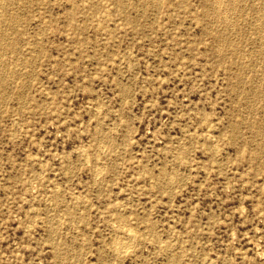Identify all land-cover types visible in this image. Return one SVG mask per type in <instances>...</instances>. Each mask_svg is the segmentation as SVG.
I'll return each instance as SVG.
<instances>
[{
    "label": "rangeland",
    "instance_id": "rangeland-1",
    "mask_svg": "<svg viewBox=\"0 0 264 264\" xmlns=\"http://www.w3.org/2000/svg\"><path fill=\"white\" fill-rule=\"evenodd\" d=\"M0 8V264H264V0Z\"/></svg>",
    "mask_w": 264,
    "mask_h": 264
},
{
    "label": "bare ground",
    "instance_id": "bare-ground-1",
    "mask_svg": "<svg viewBox=\"0 0 264 264\" xmlns=\"http://www.w3.org/2000/svg\"><path fill=\"white\" fill-rule=\"evenodd\" d=\"M1 1V0H0ZM2 4V3H1ZM235 7V6H234ZM220 8V7H219ZM1 9V8H0ZM219 10V9H218ZM226 10H228V9H226ZM235 10V9H234ZM226 12V11H225ZM9 17V16H8ZM225 17V16H224ZM217 18V17H216ZM221 18V17H220ZM228 27V26H227ZM263 36V35H262ZM3 45V44H2ZM263 45V44H262ZM1 56V55H0ZM4 57V56H3ZM1 61V60H0ZM3 75V74H2ZM261 87V86H260ZM257 103V102H256ZM132 230V229H131ZM130 230V231H131ZM133 231V230H132ZM129 233H131V232H129ZM134 233V232H133ZM132 233V234H133ZM135 234V233H134ZM132 237H133V235H131ZM116 237V236H115ZM127 237H129V236H127ZM135 237V236H134ZM132 239V238H131ZM133 239H135V238H133ZM127 242V241H126ZM118 243V242H117ZM118 247V246H117ZM116 251H117V249H116ZM120 253V252H119Z\"/></svg>",
    "mask_w": 264,
    "mask_h": 264
}]
</instances>
